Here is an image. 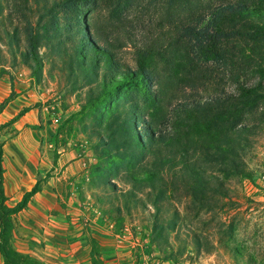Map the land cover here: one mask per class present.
Wrapping results in <instances>:
<instances>
[{
  "label": "trees",
  "instance_id": "obj_1",
  "mask_svg": "<svg viewBox=\"0 0 264 264\" xmlns=\"http://www.w3.org/2000/svg\"><path fill=\"white\" fill-rule=\"evenodd\" d=\"M99 2L41 0L35 12L30 0H8L7 17L12 25L11 32L6 30L8 48L15 60L20 54L33 75L40 80L43 71L40 49L48 47L60 57V72L69 81L70 89L87 87L85 94H78L82 102L78 114L90 117L97 127L89 130L85 128L98 159L91 175L94 182L107 186L109 195L123 200V204L111 207L110 212L115 213L109 216L112 219L116 217L121 224L124 209L131 212L134 207L146 205V200L139 196V192L144 191L145 186L149 187L146 198L155 209L151 239L153 242L163 239L168 241V229L175 228L179 212L173 210L172 216L167 217L172 203L164 198L168 180L162 170L166 166L176 167L182 162L175 173H179L182 180L189 184L195 183L190 189L201 206L210 207L214 204L205 197L209 192L229 195L223 177L210 173L207 166L197 161L192 162L189 146L204 148L202 152L206 153V160L215 163L225 176L234 174L252 177L244 155L251 146L249 134L261 125V118L252 122L246 120L259 110L260 101L264 102V0H230L216 8L205 26L197 23L199 21L179 24L178 21L182 20L167 13L164 22L157 23L158 27L139 23L128 18V14L125 16L118 10L119 0L111 1L108 18L103 21L96 18L92 20L89 12L97 8ZM253 3L258 6H251ZM187 42H193V46H199L201 50L210 49L217 64L222 63V70L228 68L232 73L230 77L237 82V88L235 91L222 88L204 103L194 101L181 104V111L194 113L191 131H201L206 135L207 128L209 138L207 141L194 137L187 141L178 139L177 144H173L181 152L178 162L177 154L167 156L156 145L164 141L165 137L157 134L152 121L159 117L155 116V112L161 107V99L166 98L170 80L172 85L179 86L184 77L192 80L201 76L202 67L181 50ZM128 44L134 48L135 66L120 56ZM161 65L167 70L170 80L159 87L158 69ZM4 72L5 69L1 68L0 74ZM177 77L181 79L177 80ZM129 89L132 92H123ZM133 92L142 93L148 101L151 97L152 103L149 107H143L138 95ZM17 95L12 90L0 102V114ZM29 109L23 108L8 122L0 120V253L4 258L3 264H36V260L12 246V236L14 216L25 209L32 197L42 190V183L37 180L21 200L9 205L3 166V130ZM148 152L154 156L151 164H141ZM57 158L58 153L55 152L54 166L57 165ZM124 167L126 172L120 175ZM110 175H120L121 180L132 187L121 189L111 182ZM199 247L200 243L197 252H200ZM185 249L186 246L176 254L171 250V255L177 257ZM95 263L101 264L97 260Z\"/></svg>",
  "mask_w": 264,
  "mask_h": 264
},
{
  "label": "rangeland",
  "instance_id": "obj_2",
  "mask_svg": "<svg viewBox=\"0 0 264 264\" xmlns=\"http://www.w3.org/2000/svg\"><path fill=\"white\" fill-rule=\"evenodd\" d=\"M111 1L114 0H100L99 6L89 12V18L101 21L108 18ZM119 1L118 10L125 16L128 14V18L139 23L158 27L157 23L164 22L167 13L182 20L178 21L179 24L199 21L197 23L205 26L216 8L230 0ZM40 2L41 0H30L35 12L38 11ZM0 3V69H5L0 74V102L12 90L17 93L19 90L31 91L26 100L30 104L26 107L40 111V126L46 134L40 152L44 162L40 161L46 165L36 177L42 183V190L32 197L23 212L14 217L12 246L16 250L36 260V264H96V260L101 264H264L263 101L259 103V110L250 114L246 120L252 122L261 118V125L249 134L251 146L244 155L252 177L234 174L225 176L215 163L206 160V153L202 152L204 148L189 146L192 162L197 161L207 166L210 173L223 177L229 188V195L209 192L205 197L214 204L210 207L201 206L190 189L195 183L189 181L192 183L189 184L182 180L179 173H175L182 162L181 152L173 144H177L178 139L187 141L190 137L207 141L209 129L206 128V135L201 131L192 132L190 127L194 121V113L181 111L180 106L183 102L204 103L222 88L235 91L237 82L231 79L232 73L228 68L222 70V63L217 64L210 49L201 50L199 46H193V42H187L181 50L202 67L199 79L187 80L183 75L180 85L174 86L168 80L167 70L160 66L159 87L169 83L166 98L161 99V107L155 112V116L159 117L152 122L157 134L165 137L164 141L156 145L167 156L177 154L181 164L176 167L166 166L162 170L163 176L168 180L164 198L172 203L167 217L170 218L173 210H177L179 219L175 228L168 229V241L163 239L153 242L151 233L155 209L146 198L150 188L145 186V190L139 192V196L146 200V205L134 207L131 212L124 209L123 222L120 224L116 217L112 219L109 215L115 213L110 212L111 207L123 204V200L109 195L104 183L93 181L91 171L98 159L85 128L89 130L97 127L90 117L78 114L82 108L78 94H85L87 87L70 89L69 81L60 72V57L48 47L40 49L43 56L40 80L33 75L20 54L15 60L7 44L6 30L12 31L7 17L8 0H0ZM251 6L258 5L253 3ZM165 24L169 25L167 21ZM120 56L122 60L135 66L134 48L131 44L121 51ZM180 79L177 77V80ZM242 80L241 77L240 81ZM252 80L256 82L255 79ZM176 89L180 91L177 92ZM133 93L138 95L143 107H149L152 103L151 97L148 101L142 93ZM16 133L18 130L14 124L3 130L5 139H10ZM55 152L58 153L57 163L60 158V163L62 162V156L66 157V152H70L69 163L78 161L72 167H66L68 164L61 167L58 164L55 169L52 166ZM153 158L152 153H145L141 164L150 165ZM125 172L124 167L120 175ZM120 175H110L111 182L123 190L130 189L132 185L123 182ZM140 176L143 174L140 173ZM102 199L104 201H100ZM198 243L200 252L196 251ZM184 246L186 249L183 254L180 252L177 257L171 255V250L176 254Z\"/></svg>",
  "mask_w": 264,
  "mask_h": 264
},
{
  "label": "crops",
  "instance_id": "obj_3",
  "mask_svg": "<svg viewBox=\"0 0 264 264\" xmlns=\"http://www.w3.org/2000/svg\"><path fill=\"white\" fill-rule=\"evenodd\" d=\"M30 94L31 91L23 92V90H19L17 97L0 114L1 122H8L20 110L29 106L30 102L26 100H28L27 95ZM13 124L18 133L11 136L10 139H5V135L2 134V140L4 141V185L9 205L16 204L21 200L24 193L34 186L37 181V175L46 165L42 163L44 161L41 160L40 154L43 147V137L46 135L40 126V111L38 109H30ZM65 155L66 157L62 156L61 163V158L59 159L57 165L60 164L62 167L68 164L66 167H72L77 163L78 160L69 163L71 161V158H68L70 152H66ZM52 166H54V162ZM12 201L14 202L12 203ZM23 210L19 213L23 212ZM3 262V256L0 253V264H3Z\"/></svg>",
  "mask_w": 264,
  "mask_h": 264
}]
</instances>
